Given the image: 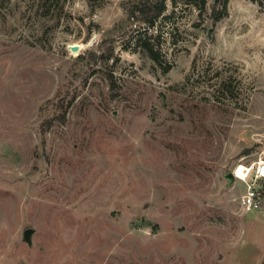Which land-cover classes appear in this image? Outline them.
<instances>
[{
	"label": "rangeland",
	"instance_id": "obj_1",
	"mask_svg": "<svg viewBox=\"0 0 264 264\" xmlns=\"http://www.w3.org/2000/svg\"><path fill=\"white\" fill-rule=\"evenodd\" d=\"M141 1L0 0V264H262L264 0Z\"/></svg>",
	"mask_w": 264,
	"mask_h": 264
},
{
	"label": "built area",
	"instance_id": "obj_2",
	"mask_svg": "<svg viewBox=\"0 0 264 264\" xmlns=\"http://www.w3.org/2000/svg\"><path fill=\"white\" fill-rule=\"evenodd\" d=\"M240 167H242V176L238 177L236 172ZM231 174L234 179L246 184V189L240 199V205L244 211L259 209L264 191L256 188L254 184L257 181H264V160L249 165L239 164L231 171ZM247 181H250V183H247Z\"/></svg>",
	"mask_w": 264,
	"mask_h": 264
},
{
	"label": "trees",
	"instance_id": "obj_3",
	"mask_svg": "<svg viewBox=\"0 0 264 264\" xmlns=\"http://www.w3.org/2000/svg\"><path fill=\"white\" fill-rule=\"evenodd\" d=\"M179 1H187V0H179ZM202 6H205V0H200ZM165 11V4L164 0H144L136 5L134 7H131L127 9V17L128 19L132 20L135 19L145 25L147 27H152L156 21L163 15ZM226 14V7L225 4L222 7L220 11H217V13L213 14V18L217 21L220 20L224 15ZM145 45V43L143 44ZM149 56L152 60L155 61V57L148 49ZM112 53H109L107 57H102L103 62L108 61L111 57ZM262 264H264V259L262 261Z\"/></svg>",
	"mask_w": 264,
	"mask_h": 264
},
{
	"label": "water",
	"instance_id": "obj_4",
	"mask_svg": "<svg viewBox=\"0 0 264 264\" xmlns=\"http://www.w3.org/2000/svg\"><path fill=\"white\" fill-rule=\"evenodd\" d=\"M228 178H233L232 174H228ZM32 232V230H26L23 233L25 241L29 242V234Z\"/></svg>",
	"mask_w": 264,
	"mask_h": 264
},
{
	"label": "bare ground",
	"instance_id": "obj_5",
	"mask_svg": "<svg viewBox=\"0 0 264 264\" xmlns=\"http://www.w3.org/2000/svg\"><path fill=\"white\" fill-rule=\"evenodd\" d=\"M241 170H242V167H240V168L238 169V171L236 172V176H238V177H241V176H242V172H241Z\"/></svg>",
	"mask_w": 264,
	"mask_h": 264
}]
</instances>
